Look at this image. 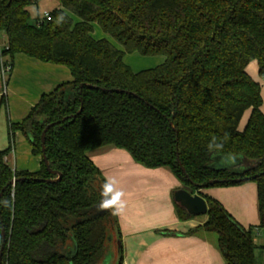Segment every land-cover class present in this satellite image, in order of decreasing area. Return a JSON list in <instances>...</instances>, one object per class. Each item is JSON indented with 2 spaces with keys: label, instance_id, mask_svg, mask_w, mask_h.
Returning <instances> with one entry per match:
<instances>
[{
  "label": "trees",
  "instance_id": "1",
  "mask_svg": "<svg viewBox=\"0 0 264 264\" xmlns=\"http://www.w3.org/2000/svg\"><path fill=\"white\" fill-rule=\"evenodd\" d=\"M36 2L0 0L5 37L0 60L12 67L14 56L23 54L65 66L72 79L41 94L19 122L6 118L9 144L0 151V192L6 186L0 195V264H108L109 243L116 247L120 233L106 182L87 156L104 146L125 150L146 168L168 167L179 189L199 194L207 219L186 234L214 233L226 264H256L257 249L264 264V110L261 86L245 70L254 60L264 80V0H58L60 8L38 24L30 21L28 9ZM94 23L120 48L94 39ZM131 53L163 61L135 72L123 62ZM80 84L94 88L80 89ZM1 105L6 110L4 93ZM53 122L58 123L44 135V155L60 178L45 182L39 179L57 178L41 156L40 134ZM15 131L39 157L38 170L13 169L4 160ZM218 155L234 156L238 163L214 166ZM245 177L256 185L259 246L251 226L244 227L216 199L199 192L240 184ZM210 180L218 182L207 185ZM5 200L11 211L3 206ZM175 208L180 220L193 217ZM115 249L109 264L122 262L120 244Z\"/></svg>",
  "mask_w": 264,
  "mask_h": 264
},
{
  "label": "crops",
  "instance_id": "2",
  "mask_svg": "<svg viewBox=\"0 0 264 264\" xmlns=\"http://www.w3.org/2000/svg\"><path fill=\"white\" fill-rule=\"evenodd\" d=\"M16 64L20 65L21 70L15 74ZM245 70L261 86L260 109L263 111L264 81L258 76L257 63L254 60L249 62ZM10 72L4 83L7 84L10 79L21 82L24 89H14L11 93H17L24 106L14 114H11V109L7 113L10 97L0 77V95L4 93L6 97V110L0 106V151L9 144L6 118L19 122L41 94L72 79L65 66L39 62L23 54L14 56ZM249 112H244L239 129L243 128ZM17 132L13 135L12 149L4 159L7 164L13 159V169L34 172L39 168L38 156H35L33 167L24 168L17 164L13 155L16 152L14 136L17 134L20 137ZM87 156L103 176L114 207L120 233L121 264H226L217 247L214 233L197 231L186 234L188 230L201 226L207 216H193L185 220L177 217L175 204H178L171 198V194L181 188V184L168 167L146 168L136 163L125 150L113 146L90 150ZM199 192L216 197L215 192L205 188Z\"/></svg>",
  "mask_w": 264,
  "mask_h": 264
},
{
  "label": "rangeland",
  "instance_id": "3",
  "mask_svg": "<svg viewBox=\"0 0 264 264\" xmlns=\"http://www.w3.org/2000/svg\"><path fill=\"white\" fill-rule=\"evenodd\" d=\"M55 8L57 9L60 8L58 0H37L36 3H33L30 6H28L31 16L30 21L34 23L36 16L42 17L43 12H49ZM64 11L69 16H71L73 21L76 20L75 17L70 12L66 10ZM91 35L94 39L104 38L105 40L109 41L112 45H114L116 48H120V46L109 35L104 34L101 31V29L98 27V25H96L95 23L92 24ZM4 43H5V37L2 34H0V45H3ZM162 61L163 58L161 56H152V57L141 56L138 53L125 54L123 57V62L126 65H128L132 71L135 72L143 69L155 67L160 63H162ZM14 66H15L14 73L16 74L21 70V68L19 64L18 65L16 64ZM10 73L11 72L5 73L4 75L5 78L3 79L5 82ZM11 81L12 80L10 79L8 80L7 84L4 82L2 84L4 90L7 91L10 97L7 105L8 114H9V109L12 110L11 114H14L16 110H18L19 108L23 109L24 106L19 95L17 93L16 94L11 93V90L17 89L19 91V89L22 88L24 89V87H21V82L18 81L11 82ZM17 133L20 135V137H18L17 134H16L17 136L16 135L14 136V142H16V146H15L16 152L15 154H13L17 160V164L22 165L24 168L33 167V165H35L34 163L36 162V159L35 156H33L31 153L30 145L26 140V138L19 131ZM218 156L213 157L214 164L216 163V157ZM220 157L222 160L220 159L217 163H221V161L227 158L223 156ZM8 165L11 168L13 167V159L9 160ZM205 189L215 192V196L217 198L214 197V199H216L227 210V212L234 219H236L241 225H243L244 227L251 226L253 243L259 246L262 242V231L255 228V226L259 223L260 220L255 182L253 180H247L236 185L209 186L206 187ZM172 197L173 194H171V198ZM202 216L203 215H198L199 218ZM109 234L112 237L115 236L113 231L109 232ZM109 246L111 251L105 257V263L108 264L115 261L116 258L115 248H117V242H116V247L114 242H110ZM255 258H256V264H261L262 257L260 254V250L258 249L255 251Z\"/></svg>",
  "mask_w": 264,
  "mask_h": 264
},
{
  "label": "water",
  "instance_id": "4",
  "mask_svg": "<svg viewBox=\"0 0 264 264\" xmlns=\"http://www.w3.org/2000/svg\"><path fill=\"white\" fill-rule=\"evenodd\" d=\"M83 86H85L87 88H94V86H92L90 84H80L79 88L81 89ZM115 91L121 92V90H118V89H116ZM79 110H78V112H79ZM57 123L58 122H53V123L47 124L43 128V130H42V132L40 134L41 156H42L43 163L45 165V169L47 170V172H49L51 174H56L57 178H55V179H39L40 181L55 182V181H57L60 178V174L58 172L53 171V170H51L49 168L47 159H46V157L44 155V146H43L44 135H45L46 130L49 127H51L52 125L57 124ZM220 159H221L220 156L216 157V163L215 164L213 163V165L220 167L221 163H217ZM237 163H238V160L236 159V163L232 164L231 166H235ZM178 165H179V168H180L181 172L184 173V169H183V167H182L180 162H178ZM228 166H230V165H228ZM247 179H249V178L245 177L242 180H247ZM230 181L231 182H238L239 179H231ZM15 182H16V179H12L10 181V184L12 185ZM217 182H218V180H210V181L207 182V185H213V184H215ZM223 182H225V180H223ZM5 187L2 188V190L0 192V195H1L2 191L5 189ZM172 198H173L174 202H176L180 207H182L190 215H193V216L205 215L206 212H207V204H206L205 200L200 195H198L197 193L190 194L188 191H186L184 189H177V190H175L173 192V197ZM1 240H2V243H3V241H4V231H3V229L1 230ZM2 248H3V244H1V246H0V261H1ZM117 248H119V242H117Z\"/></svg>",
  "mask_w": 264,
  "mask_h": 264
},
{
  "label": "built area",
  "instance_id": "5",
  "mask_svg": "<svg viewBox=\"0 0 264 264\" xmlns=\"http://www.w3.org/2000/svg\"><path fill=\"white\" fill-rule=\"evenodd\" d=\"M30 1V0H28ZM43 20H49V12H43L42 17H37L35 20V23L38 24ZM11 71V66L7 63H4L2 60H0V74H1V78L2 80L5 78V73L6 72H10ZM3 82H5L3 80ZM5 160V159H4Z\"/></svg>",
  "mask_w": 264,
  "mask_h": 264
},
{
  "label": "clouds",
  "instance_id": "6",
  "mask_svg": "<svg viewBox=\"0 0 264 264\" xmlns=\"http://www.w3.org/2000/svg\"><path fill=\"white\" fill-rule=\"evenodd\" d=\"M236 163V158L234 156H229L225 160L221 161V166H228ZM3 206L8 208L10 211L12 210V204L5 200L3 201Z\"/></svg>",
  "mask_w": 264,
  "mask_h": 264
}]
</instances>
